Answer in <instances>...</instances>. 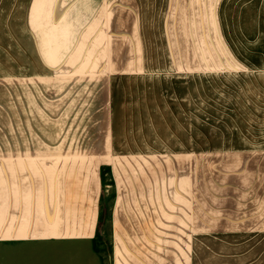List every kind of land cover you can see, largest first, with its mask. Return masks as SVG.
Segmentation results:
<instances>
[{"label":"rangeland","instance_id":"obj_1","mask_svg":"<svg viewBox=\"0 0 264 264\" xmlns=\"http://www.w3.org/2000/svg\"><path fill=\"white\" fill-rule=\"evenodd\" d=\"M23 11L30 75L11 83L13 57L22 61L12 17ZM185 58L192 69L174 70ZM262 59L264 0L0 2V138L13 89L29 91L31 137L115 138L100 167L94 246L104 264L111 216L126 225L150 211L161 227H192L162 229L163 264H264Z\"/></svg>","mask_w":264,"mask_h":264},{"label":"crops","instance_id":"obj_2","mask_svg":"<svg viewBox=\"0 0 264 264\" xmlns=\"http://www.w3.org/2000/svg\"><path fill=\"white\" fill-rule=\"evenodd\" d=\"M0 2L30 3L31 0ZM12 18L15 19L11 28L14 43L16 39L22 61L13 57L10 65L18 70L8 73L12 77L8 81L25 83L30 75V59H25L30 13L18 12ZM186 51L192 58L191 52ZM191 58L175 59L174 70L192 69L196 60ZM254 67L263 74L264 60H255ZM260 82L261 86L257 72V147L260 163L264 165L263 77ZM28 96L29 91H9L7 110L13 116L7 121L6 137L0 138V264H104L94 246L100 218V167L109 162L110 144L115 138L110 134L31 137L25 121ZM91 143H95L93 150ZM127 216H134L127 219L135 222L125 225L116 215L109 220L111 246L107 264H163L162 229L179 233L192 229L183 224L185 220L179 225L174 221L172 227H161L160 215L153 211ZM163 240L167 243L172 238ZM186 240L191 241V236ZM191 263L192 256L188 264Z\"/></svg>","mask_w":264,"mask_h":264}]
</instances>
